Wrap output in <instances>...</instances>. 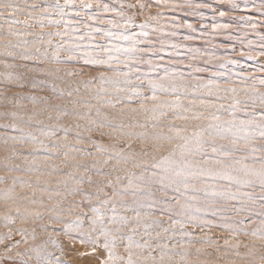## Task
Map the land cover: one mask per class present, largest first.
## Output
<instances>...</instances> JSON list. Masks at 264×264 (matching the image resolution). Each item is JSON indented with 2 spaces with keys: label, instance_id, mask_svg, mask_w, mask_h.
<instances>
[{
  "label": "rangeland",
  "instance_id": "obj_1",
  "mask_svg": "<svg viewBox=\"0 0 264 264\" xmlns=\"http://www.w3.org/2000/svg\"><path fill=\"white\" fill-rule=\"evenodd\" d=\"M0 264H264V0H0Z\"/></svg>",
  "mask_w": 264,
  "mask_h": 264
},
{
  "label": "bare ground",
  "instance_id": "obj_2",
  "mask_svg": "<svg viewBox=\"0 0 264 264\" xmlns=\"http://www.w3.org/2000/svg\"><path fill=\"white\" fill-rule=\"evenodd\" d=\"M128 136H129V134H128ZM128 136H127V137H128ZM162 140H163V139H162ZM149 141H150V140H149ZM153 141H155V140H153ZM163 141H164V140H163ZM156 142H158V141H156ZM159 142H160V141H159ZM164 143H165V142H164ZM161 145H162V144H161ZM161 145H159V146H161ZM166 145H167V144H166ZM166 145H165V146H166ZM162 147H164V145L161 146V148H162ZM159 149H160V148H159ZM163 149H164V148H163ZM161 150H162V149H161ZM165 150H166V149H165ZM78 259H79V258H78Z\"/></svg>",
  "mask_w": 264,
  "mask_h": 264
}]
</instances>
